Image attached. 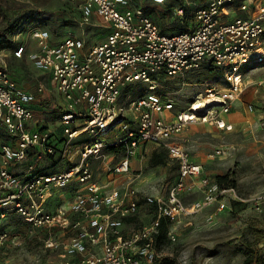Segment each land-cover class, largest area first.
<instances>
[{
    "label": "built area",
    "instance_id": "1",
    "mask_svg": "<svg viewBox=\"0 0 264 264\" xmlns=\"http://www.w3.org/2000/svg\"><path fill=\"white\" fill-rule=\"evenodd\" d=\"M69 1L81 11V24H91L96 16L107 23L111 31L103 41L87 48L84 38L70 33L53 42L48 28L34 27L29 36L37 48L30 51L20 42L24 23L12 37L15 46L10 52L16 59L28 54L39 71L50 73L64 99L63 106L57 105L63 130L57 142L63 146L60 150L53 132L33 123L32 105L46 91L45 84L37 91L24 89L4 59L8 55L0 54V219L17 214L34 229L62 228L68 236L47 243L50 249L63 250L62 264H153L158 259L156 236L162 218L173 223L206 208L222 211L232 201H244L235 186L210 177L176 138L195 121L233 128L224 115L243 92V72L264 61V0H202L187 30L173 34L165 33L131 0ZM175 13L183 22L185 9ZM204 65L222 76L206 80L205 93L187 111L175 113L171 97L155 90L156 76L175 77ZM140 81L150 83V89L131 102L133 116L127 119L119 106L122 92ZM197 103L202 104L199 109ZM247 110L252 111L253 105L248 104ZM121 122L113 141L100 138ZM86 134L94 136L92 141L77 144L76 139ZM148 143L167 151L178 165V176L166 194L141 197L154 207L153 217L127 232L126 221L138 214L141 199L136 178L118 183L116 177L131 174L132 159ZM107 147L122 148L124 155L108 168L111 181L101 183L89 159L101 156ZM224 153L218 148L214 155ZM75 154L77 163L63 171L39 168V161L48 155L74 160ZM22 164L23 174L13 170ZM262 169L264 173V163ZM70 187L69 202L50 209L56 192ZM194 194L198 197L186 200ZM255 207L264 210V196L256 199ZM6 237L7 233L0 244ZM168 237L177 239L171 226Z\"/></svg>",
    "mask_w": 264,
    "mask_h": 264
},
{
    "label": "rangeland",
    "instance_id": "2",
    "mask_svg": "<svg viewBox=\"0 0 264 264\" xmlns=\"http://www.w3.org/2000/svg\"><path fill=\"white\" fill-rule=\"evenodd\" d=\"M133 2L134 5L144 7L154 22L167 34L173 33L167 31L168 27L183 24L175 12L177 8H187L186 0H181V3L175 1V6L169 3L154 4L151 0ZM189 9L193 10L192 7L187 8V13ZM18 10L27 14L26 30L20 42L25 43L29 50V29L34 27L48 28L54 39L60 40L72 33L84 35L90 43L103 41L107 33L101 21H95L93 26L81 24L79 8L69 0H0V29L4 25L5 17ZM186 14L185 16L192 18V23L193 15ZM12 49V43L0 42V54L8 55L4 59L8 61L14 77L28 84H34L36 79L42 80L41 72L26 58L27 56L21 60L10 57ZM206 67L208 66L204 65L194 72L175 77L156 76L155 90L171 97L175 102V113L187 111L197 96L205 93L206 79L203 70ZM243 83L244 88L237 100V108L232 111V129L220 128L212 122L195 121L189 123L176 140L189 149L193 158L204 166L210 177L217 179L218 176H228L244 201H232L230 207L222 211H217L215 207L206 208L192 216L174 221L171 228L177 239H169L157 248L158 259L153 264H162L164 257L175 259V262L165 264H244L247 253L264 255V210L255 207L256 199L264 196V65H253L251 69H245ZM150 85L141 81L132 83L122 93L119 106L124 110V117L132 118L133 114L129 109L131 102L144 96ZM220 86L225 85L220 83ZM55 101L62 104L60 99ZM248 104L253 105L252 111L247 110ZM48 106L52 105H46ZM213 109H220V106ZM57 115L55 112L46 116L51 118L52 127L60 137V129H56ZM247 115L250 116L249 121ZM121 126L122 122L116 123L100 138L113 141ZM93 138V135L86 134L77 138L76 142H89ZM56 147L61 149L63 146L57 143ZM155 147L150 144L147 150H143L139 157L141 161L135 162L130 175L116 177L117 182H127L130 180L129 176L136 178L135 182L140 191V211L128 220L126 231L143 227L153 217V207L147 205L141 197L166 194L177 179L178 167L175 161L168 160L167 164L156 167L151 165L150 158L157 149ZM108 148L103 150L101 156L89 159L95 177L101 183L111 181L113 177L108 174V168L124 155L122 148L115 151ZM218 148L225 149V153L214 155ZM74 157L78 161L76 154ZM46 163L52 164L50 161ZM65 192L66 198L71 197L72 187L68 190L60 189L59 193L62 194L58 195L59 200H64ZM197 197L198 194H194L186 200ZM58 199L56 198L55 202ZM55 202L52 208L55 207ZM59 228L34 229L17 214L0 219V239L7 233L3 244H0V264H62L65 259L63 250L47 247L51 239L63 240L68 236Z\"/></svg>",
    "mask_w": 264,
    "mask_h": 264
},
{
    "label": "crops",
    "instance_id": "3",
    "mask_svg": "<svg viewBox=\"0 0 264 264\" xmlns=\"http://www.w3.org/2000/svg\"><path fill=\"white\" fill-rule=\"evenodd\" d=\"M132 1V4L134 5V2H133V0H131ZM175 1L176 2H180L181 0H165V2L164 3H169V5H172V6H175L176 4H175ZM151 2L152 3H154V4H160V3H156V2H154L153 0H151ZM181 3V2H180ZM179 3V4H180ZM202 3V0H193L190 4H188V3H186V5H187V8H190V7H192L193 8V10H188V12L189 13H187V11H186V9H185V11H186V15H191L194 11H195V9L200 5ZM163 4V3H162ZM134 6H137V5H134ZM137 7H141V8H143L144 9V7H142V6H137ZM145 10V9H144ZM80 11V10H79ZM146 11V10H145ZM147 13H148V11H146ZM242 13V12H241ZM241 13H239L238 12V14H241ZM149 14V13H148ZM150 15V14H149ZM193 15V14H192ZM80 16H81V11H80ZM95 21H101L103 24H104V28H106L107 29V33H106V35H105V38H106V36L108 35V33L111 31V29L109 28V26L107 25V23H105L100 17H98V16H96L94 19H93V22L91 23V24H88V25H94V22ZM169 28V27H168ZM167 28V29H168ZM167 31H171V30H167ZM85 33V32H84ZM79 36V35H78ZM79 37H82V38H84V35H80ZM104 38V39H105ZM63 39V38H62ZM85 39V38H84ZM103 39V40H104ZM58 39H54V37H53V42L54 41H57ZM29 41H31V44H30V46H31V48H30V51H33V50H35L36 48H37V44H36V41L34 40V39H32L30 36H29V40H28V42ZM85 41H86V47L87 48H89V47H91L92 45H94V44H96V43H90V41L88 40H86L85 39ZM30 43V42H29ZM27 56V57H26ZM28 58V54H25V56H24V58ZM13 58V57H12ZM14 59H16V58H14ZM23 59V58H22ZM29 59V58H28ZM17 60H21V59H17ZM30 60V59H29ZM31 61V60H30ZM32 62V61H31ZM41 72V71H40ZM40 76H42L43 77V79L42 80H39V79H36V81H35V83L34 84H28V83H22V80H19L18 78V81L20 82V85L24 88V89H26V90H30V91H37V89H38V87L40 86V85H42V84H45V86H46V91H44V93L43 94H39L40 95V97H39V100L37 101V102H35V103H33V109H34V112H35V119H34V125H36L37 127H46V128H49L52 132H53V139H55L56 140V143L58 142V138H62V134H63V130H62V125H61V121H60V114H61V111H60V109H59V107L57 106V105H59V106H63L64 104H65V101H64V99L61 97V95L59 94V92L57 91V89H56V85H55V82L53 81V79H52V76H51V74L50 73H45V72H41V75ZM35 85V86H34ZM55 97V98H54ZM57 99H60V101L62 102V104L61 103H59V102H57V101H55V100H57ZM237 101H235L234 102V106H233V108H232V110H231V112L230 113H228V114H225L224 115V118L229 122V123H232L233 124V117H232V111H233V109H235V108H237ZM46 105H52L51 107H46ZM57 113L58 115V120H57V127H56V129L58 128V129H60V134H61V136L60 137H58V133L56 132V131H54V129H53V122H52V120H51V118L49 117H47L46 115H51V114H54V113ZM38 113H40V114H38ZM38 115H40V116H42L41 118H39L38 117ZM247 121H249L250 120V116L249 115H247ZM59 123V124H58ZM57 133V134H56ZM180 136V135H179ZM151 143H148V144H146V145H143L142 147H140V149H139V152H138V155H137V157L136 158H133L132 159V162H131V170L133 169V167H134V164H135V162L136 161H141V159L139 158L140 157V154L143 152V150H147V148H148V146L150 145ZM152 145H155V144H152ZM156 147L155 148H157V149H160L161 147H159V146H157V145H155ZM161 149H163V148H161ZM163 150H165V149H163ZM166 151V150H165ZM191 157H192V159L194 160V161H197V160H195L194 158H193V156H192V154H191ZM169 160H171L170 158H169ZM48 161H50V162H52V164L51 165H49V164H47L46 162H48ZM171 161H173V160H171ZM198 162V161H197ZM55 165H54V164ZM77 163V161H76V159H60L58 156H56V157H54V156H46L44 159H42L41 161H39V168H41V169H43V170H46V171H51V172H57V171H63L64 169H66L67 167H70V166H73L74 164H76ZM47 164V165H46ZM13 170L14 171H16V172H18L19 174H23V172H24V170H25V164H22V165H18V166H16V167H14L13 168ZM118 183H123V182H118ZM74 186V185H73ZM135 186L137 187V189H138V186H137V184H136V182H135ZM68 190V189H67ZM72 191H73V188H72ZM138 191H139V189H138ZM67 192H65L64 194H63V197H64V200H59L58 199V195L59 194H62V193H59V191H57L56 192V194L51 198V200L49 201V208L50 209H55L57 206H59L60 204H62V203H67V202H69V200L71 199V197H68V198H66L65 197V194H66ZM139 194H140V191H139ZM58 199V201L57 202H55V199ZM63 199V198H62ZM54 202H55V207L54 208H52V205L54 204ZM127 222H128V220L126 221V225H127ZM125 225V229H126V226ZM127 232H129V231H127Z\"/></svg>",
    "mask_w": 264,
    "mask_h": 264
},
{
    "label": "trees",
    "instance_id": "4",
    "mask_svg": "<svg viewBox=\"0 0 264 264\" xmlns=\"http://www.w3.org/2000/svg\"><path fill=\"white\" fill-rule=\"evenodd\" d=\"M26 18H27V14L23 10L15 11L11 16H6L4 19V25L0 29V42L1 41L10 42V43H12V47H14L15 43L12 41V37L15 34L16 30L21 25H23L24 23L27 22ZM190 20H192V18H190L189 16H185L184 20H183V24L181 26H171L168 28V30H171V32H173V33L183 32V31L187 30V28L191 22ZM260 65L263 66L264 61L262 63H260ZM203 72H204L206 80H208V79H219L222 76L221 71H219L218 69L213 68L211 66L206 67L203 70ZM128 87L124 88L123 92L126 89H128ZM59 140H61V138H58V141ZM108 149H111L112 151L117 150V149L111 148V147H109ZM48 156L50 157L53 155H48ZM54 157H56V156H54ZM60 159H62V158H60ZM168 160H169L168 153H167V151H165L163 149L162 150L156 149L150 158L151 165L155 166V167L167 164ZM70 167H67L66 169H68ZM177 167H178V165H177ZM47 172H51V171H47ZM216 180L221 185H224V186L232 185V186H234V182L230 181L228 176H218ZM236 203L237 202H234V204H236ZM153 209H154V207H153ZM130 219H132V217L128 218L127 220H130ZM171 224L172 223L169 219H165V218L161 219L160 226H159V232L156 236V248L159 249V247L161 245H163L167 240H169L168 231H169ZM27 225H29V224H27ZM170 262H175V259L170 258V257H164L162 259V264L170 263ZM244 264H264V255H258L254 252L247 253L246 258L244 260Z\"/></svg>",
    "mask_w": 264,
    "mask_h": 264
},
{
    "label": "bare ground",
    "instance_id": "5",
    "mask_svg": "<svg viewBox=\"0 0 264 264\" xmlns=\"http://www.w3.org/2000/svg\"><path fill=\"white\" fill-rule=\"evenodd\" d=\"M202 104L197 103V105L195 106V109H199V107H201Z\"/></svg>",
    "mask_w": 264,
    "mask_h": 264
}]
</instances>
